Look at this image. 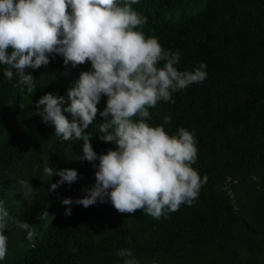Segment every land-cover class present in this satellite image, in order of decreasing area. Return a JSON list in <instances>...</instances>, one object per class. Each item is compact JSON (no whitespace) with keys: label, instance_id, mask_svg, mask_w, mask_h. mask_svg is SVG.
<instances>
[{"label":"trees","instance_id":"1","mask_svg":"<svg viewBox=\"0 0 264 264\" xmlns=\"http://www.w3.org/2000/svg\"><path fill=\"white\" fill-rule=\"evenodd\" d=\"M132 8L147 17L146 37L180 53L178 70L206 65L207 78L173 93L174 104L159 102L149 110V123L164 124L170 115L164 124L169 135L181 127L194 133L192 167L207 182L191 206L159 219L142 210L120 214L110 202L73 203L65 216L69 206L62 201L84 198L99 161H76L83 141L55 136L54 125L35 115V104L51 93L65 97L66 107L68 91L91 65L73 68L53 55L47 66L26 67L24 74L36 79L31 93L17 82L15 69L10 81L0 65V200L34 232L29 240L10 222L0 264H123L121 249H130L139 264H264V0H139ZM101 122L98 115L86 130L98 156L115 150L99 139ZM47 165L76 170L78 180L50 191L60 177L46 176ZM21 179L36 190L32 195L24 197Z\"/></svg>","mask_w":264,"mask_h":264},{"label":"clouds","instance_id":"2","mask_svg":"<svg viewBox=\"0 0 264 264\" xmlns=\"http://www.w3.org/2000/svg\"><path fill=\"white\" fill-rule=\"evenodd\" d=\"M139 0H0V65L3 75L14 79L31 93L36 79L25 75L24 69H39L50 63L49 57L60 55L64 64L73 68L90 63L91 70L79 74L75 86L65 97L46 93L36 101L35 115L45 124L55 127V136L64 141H83V156L76 161H99L95 183L83 189L84 198L73 201L65 216L71 215L73 203L84 208L110 202L120 214H135L137 210L159 219L180 206H191L198 198L207 176L201 179L192 167L198 148L194 133L181 127L169 135L164 124L152 126L150 109L161 101L175 103L172 94L207 78L206 65L200 63L192 71L178 70L180 53L166 50L155 36L142 31L147 17L132 5ZM11 49V54H9ZM163 62V63H162ZM162 64V66H161ZM106 97V106L98 105ZM65 113L73 117L70 122ZM99 139L115 145L106 154L97 155L86 132L97 116ZM95 166V165H94ZM48 177L59 176L50 183V191L78 180L73 169L44 168ZM24 197L36 190L28 180L19 181ZM0 200V261L6 259L8 236L3 232L8 224L34 236L32 227L19 222L3 207ZM123 264H139L130 249L117 252Z\"/></svg>","mask_w":264,"mask_h":264}]
</instances>
